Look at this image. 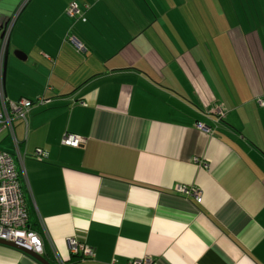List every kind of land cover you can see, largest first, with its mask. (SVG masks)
<instances>
[{
    "label": "crops",
    "instance_id": "obj_1",
    "mask_svg": "<svg viewBox=\"0 0 264 264\" xmlns=\"http://www.w3.org/2000/svg\"><path fill=\"white\" fill-rule=\"evenodd\" d=\"M22 2L4 92L49 103L0 152L54 264H264V0H0V15ZM0 264L40 263L0 245Z\"/></svg>",
    "mask_w": 264,
    "mask_h": 264
},
{
    "label": "built area",
    "instance_id": "obj_2",
    "mask_svg": "<svg viewBox=\"0 0 264 264\" xmlns=\"http://www.w3.org/2000/svg\"><path fill=\"white\" fill-rule=\"evenodd\" d=\"M66 16L70 19H79L82 17V11L75 4L66 11ZM15 21V19H14ZM13 21L0 15V134L7 132L14 140V122H22L26 125V114L36 105L49 103L43 96L36 98L35 101L20 99L18 101L9 100L4 92V64L7 48L9 46L10 32ZM78 52H82L84 47L74 38L68 40ZM264 108V102L258 101ZM216 121L222 120L226 115L225 108L216 105L213 110ZM195 127L204 132H211L200 123ZM81 140L75 136L66 135L62 139L64 146L78 147ZM42 151L37 150L36 158L41 157ZM203 167L206 166L202 161L195 159ZM202 162V163H201ZM176 194L192 197L196 201H201V193L196 189H189L184 185H178L174 188ZM0 241L13 243L25 248L37 255L44 253V244L40 235L29 229V217L26 201L20 186L19 173L13 157L4 152H0ZM66 246L70 255L79 260H92L94 252L91 247L86 246L75 239H67ZM56 259L57 264H65ZM128 264H153L148 257L139 260H132Z\"/></svg>",
    "mask_w": 264,
    "mask_h": 264
},
{
    "label": "water",
    "instance_id": "obj_3",
    "mask_svg": "<svg viewBox=\"0 0 264 264\" xmlns=\"http://www.w3.org/2000/svg\"><path fill=\"white\" fill-rule=\"evenodd\" d=\"M8 54H9V50L7 48V52H6V58H5V64H4V78H5V74H6V63H7V58H8ZM0 245L6 246V247H10L13 249H16L30 257H32L34 260H36L38 263L40 264H51L50 262H48L43 256L37 255L25 248H22L20 246H17L13 243H9V242H4V241H0Z\"/></svg>",
    "mask_w": 264,
    "mask_h": 264
},
{
    "label": "rangeland",
    "instance_id": "obj_4",
    "mask_svg": "<svg viewBox=\"0 0 264 264\" xmlns=\"http://www.w3.org/2000/svg\"><path fill=\"white\" fill-rule=\"evenodd\" d=\"M22 5H23V2L20 5H18L17 8H14V10L11 12V14L8 16H5V18L14 22V19L16 20V18H18L20 16V14L23 10ZM218 7L221 8L223 6H218ZM222 11H223V8H222V10H220V12H222ZM3 14H5V13H3ZM12 28H14V25H12ZM9 55H10V58L15 57L14 56V50L12 47H10ZM4 133L8 134L7 132H4ZM4 133L0 134V140L5 136Z\"/></svg>",
    "mask_w": 264,
    "mask_h": 264
},
{
    "label": "trees",
    "instance_id": "obj_5",
    "mask_svg": "<svg viewBox=\"0 0 264 264\" xmlns=\"http://www.w3.org/2000/svg\"><path fill=\"white\" fill-rule=\"evenodd\" d=\"M9 154V153H8ZM11 155V154H10ZM13 157V155H11ZM27 206V204H26ZM27 212H28V217H29V229L33 232H36L38 234V226H37V219L35 214L32 213V209L31 207L29 208V206H27ZM48 262H50L51 264H54V262L49 258L48 254L44 253L42 255Z\"/></svg>",
    "mask_w": 264,
    "mask_h": 264
}]
</instances>
